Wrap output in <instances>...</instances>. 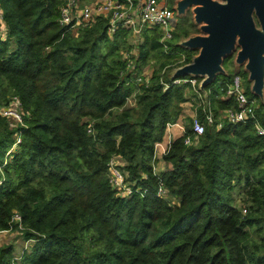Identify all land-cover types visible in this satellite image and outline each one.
<instances>
[{
  "label": "trees",
  "instance_id": "16d2710c",
  "mask_svg": "<svg viewBox=\"0 0 264 264\" xmlns=\"http://www.w3.org/2000/svg\"><path fill=\"white\" fill-rule=\"evenodd\" d=\"M61 4L0 0L8 30L0 41V106L16 97L25 124L12 129L0 116V231L18 213L19 234L33 241L20 264H264V138L252 125L206 127L193 137L188 120L161 158L167 197L155 196L154 144L181 116L186 90L197 96L189 84L164 90L169 76L160 72L191 62L197 53L178 44L197 26L175 27L166 51L159 30L144 28L133 47L128 30L109 37L103 18L66 32ZM123 52H134L130 69ZM151 60L157 69L148 85L133 82ZM221 88L208 94L214 114L234 106L220 99ZM245 95L264 128V103L250 86ZM198 115L203 121L201 105ZM115 156L133 189L146 192L124 197L110 186ZM14 251L0 246V264H10Z\"/></svg>",
  "mask_w": 264,
  "mask_h": 264
},
{
  "label": "built area",
  "instance_id": "2783aa9c",
  "mask_svg": "<svg viewBox=\"0 0 264 264\" xmlns=\"http://www.w3.org/2000/svg\"><path fill=\"white\" fill-rule=\"evenodd\" d=\"M99 18L107 21V35L109 37H112L119 29H125L136 39V43L142 41L141 37L144 28H157L160 34V43L165 51L167 50V42L172 39L175 31V12L168 7L165 0H137V2H134V0H62L59 8L58 23L66 32H72L81 27L93 24ZM7 38L8 30L5 24L3 10L0 7V41H6ZM133 54L130 52L122 53V58L127 62V69L132 67L131 55ZM183 61L184 57L182 56L179 63ZM166 69L168 67L163 68L161 77L167 73ZM172 72L167 75L169 76L168 82L161 81L164 90H167L170 85L179 86L189 84L194 93L202 99L201 107L204 118L203 121H200L196 117L191 118L190 125L193 137L202 136L206 127L215 126L216 129H221L224 124L229 123L234 125L250 124L254 127L256 134L264 138V128L255 117L256 101L247 98L245 92L241 89L240 77L238 75L234 74L229 84H225L223 81L218 82L220 87H226L224 94L220 95V99H232L234 106L220 110L214 114L208 102V93H203L199 89L200 81H198V78L184 77L171 79ZM149 79V76L146 77L144 74H139L134 76L133 82L148 85ZM220 92H222V88ZM131 99L133 98L128 99L127 106ZM129 104L131 105L130 107H133L134 99ZM20 108V101L16 97H13L9 106H0V116L13 121L15 126H17L16 128H24L25 124ZM88 132L90 133V129H88ZM184 133L185 128L183 126L182 116H180L176 122L166 124L162 140L154 144L153 161L156 163L153 165V175L157 177L158 182L155 192L156 197H167L163 181L159 175L160 172L157 170V163L168 153L172 141L184 135ZM19 142L20 136L16 135L15 144ZM184 144L191 146L193 144L192 137L186 136ZM121 163L119 157L115 156L107 164L110 186L124 197H130L133 193L142 194L146 192H141L138 188L133 189L134 184L127 182V176L121 169ZM174 203L175 200H172V204ZM243 213H245V210H243ZM13 231H23L21 218L18 213L12 216L9 229L0 231V237ZM32 244V240L24 241L20 253L13 256L10 264H20L24 253L31 248Z\"/></svg>",
  "mask_w": 264,
  "mask_h": 264
},
{
  "label": "water",
  "instance_id": "95a60500",
  "mask_svg": "<svg viewBox=\"0 0 264 264\" xmlns=\"http://www.w3.org/2000/svg\"><path fill=\"white\" fill-rule=\"evenodd\" d=\"M188 9L201 34L178 45L198 52L190 63L174 69L171 79L201 78L199 89L206 93L217 75H225L223 60L232 56L247 73L250 92L264 103V0H177L173 6L177 17Z\"/></svg>",
  "mask_w": 264,
  "mask_h": 264
},
{
  "label": "rangeland",
  "instance_id": "374dc122",
  "mask_svg": "<svg viewBox=\"0 0 264 264\" xmlns=\"http://www.w3.org/2000/svg\"><path fill=\"white\" fill-rule=\"evenodd\" d=\"M167 5L172 7L173 1L172 0H165ZM177 0H174V3ZM190 20L193 21V14L191 13V9H188L185 13L184 16L182 17H177L175 15V27H176V33H180L181 30L184 29V27L186 26L187 22H190ZM197 35H200L201 32L199 30V27L197 26ZM75 31V30H74ZM72 31V32H74ZM136 39H134L130 33V37H129V42L130 44L135 47V45L137 44ZM194 52H198V51H194ZM131 54L134 52H130ZM132 56V55H131ZM176 62V61H175ZM177 64L174 63V65H167L164 68L168 67V69H166L165 73L166 75L170 74V69H172L173 67H175V65ZM223 69L225 70V75H217L215 80V84L213 83L212 86L210 87V90L207 92L210 96L216 97L219 95L220 93V86L218 84L219 81H223L226 84L227 81V77H232L234 74L238 75L240 77V86L241 89L246 93H248V87L251 85V83L248 80V75L245 72L243 66H236L233 62V57L229 56L228 58H226V60L224 61V63L222 64ZM157 69V65L156 62H154V60H151V62L144 67L141 70L140 74H144L146 77H151V73L153 70ZM163 70V69H162ZM161 70V72H162ZM161 72H160V76H161ZM162 75V76H165ZM198 81H201L200 78H198ZM186 102L182 104V120H183V126L185 128L186 124L188 125L189 121L191 123V118L196 117L199 119V115H198V111L200 109V105H201V97L199 98L198 96H194L192 92H188V90H186ZM133 99H131L129 101V103H132ZM128 103V107H130L131 105ZM180 118V117H179ZM189 120V121H188ZM8 124L10 125V128L14 129L17 126H15V124L13 123V121L8 120L7 119ZM10 153V152H9ZM159 163H157V170L159 172H161L162 170H164L166 168V165L160 160L158 161ZM233 197L235 199L236 204H240L241 202V189L240 188H235L233 190ZM19 232L13 231L10 233H7L3 236L0 237V246H6V245H10L13 244V247L15 248L14 251V255L19 254L23 244H24V240L22 239V236L18 235ZM30 249V248H29ZM28 249V251H29Z\"/></svg>",
  "mask_w": 264,
  "mask_h": 264
},
{
  "label": "crops",
  "instance_id": "0c3cea01",
  "mask_svg": "<svg viewBox=\"0 0 264 264\" xmlns=\"http://www.w3.org/2000/svg\"><path fill=\"white\" fill-rule=\"evenodd\" d=\"M158 163H159V162H158ZM162 171H163V170H162ZM162 171H161V172H162Z\"/></svg>",
  "mask_w": 264,
  "mask_h": 264
}]
</instances>
